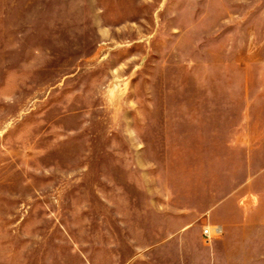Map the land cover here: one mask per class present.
<instances>
[{"label":"rangeland","instance_id":"374dc122","mask_svg":"<svg viewBox=\"0 0 264 264\" xmlns=\"http://www.w3.org/2000/svg\"><path fill=\"white\" fill-rule=\"evenodd\" d=\"M218 163L264 203V0H0V264L166 262Z\"/></svg>","mask_w":264,"mask_h":264},{"label":"crops","instance_id":"0c3cea01","mask_svg":"<svg viewBox=\"0 0 264 264\" xmlns=\"http://www.w3.org/2000/svg\"><path fill=\"white\" fill-rule=\"evenodd\" d=\"M240 127L241 121L238 125L234 123L226 137L234 148L252 144V136L247 144L239 142ZM233 159L237 161V157ZM173 174L169 171V175ZM176 174L196 178L192 182L182 178L176 184L170 182L164 189L160 187L161 191L172 194L173 200L165 206L159 204L158 211H165L164 219L174 227V232L167 242L140 248L139 255H157V252H160L159 256L169 255L166 262L162 260L155 264H250L254 248L251 240L264 241V203L252 202V181L233 185V174L221 163L217 168L190 172L185 168ZM191 193L196 200L182 199ZM217 196L220 198L215 200ZM207 226L217 229L218 235L204 243L201 233Z\"/></svg>","mask_w":264,"mask_h":264},{"label":"built area","instance_id":"2783aa9c","mask_svg":"<svg viewBox=\"0 0 264 264\" xmlns=\"http://www.w3.org/2000/svg\"><path fill=\"white\" fill-rule=\"evenodd\" d=\"M217 229L205 227L202 230V235L205 238V242H209L211 239H213L215 236H217Z\"/></svg>","mask_w":264,"mask_h":264}]
</instances>
